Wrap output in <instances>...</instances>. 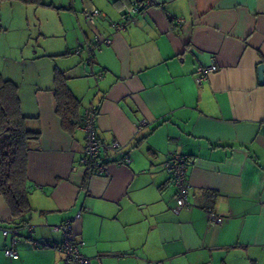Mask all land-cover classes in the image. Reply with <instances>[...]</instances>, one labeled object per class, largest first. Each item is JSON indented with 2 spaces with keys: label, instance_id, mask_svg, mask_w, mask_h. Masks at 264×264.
I'll use <instances>...</instances> for the list:
<instances>
[{
  "label": "crops",
  "instance_id": "crops-1",
  "mask_svg": "<svg viewBox=\"0 0 264 264\" xmlns=\"http://www.w3.org/2000/svg\"><path fill=\"white\" fill-rule=\"evenodd\" d=\"M133 1L140 0L27 6L36 8L37 21L47 8L64 12L67 39L58 52L56 45L40 56L22 52V61L14 55L23 44L9 50L3 40L18 18L4 17L7 1L0 4V75L18 86L21 113L32 119L27 128L39 133L27 152L29 223L7 224L0 197V264H60V235L51 228L68 221L81 254L100 264H264V85L257 73L264 64V0H150L133 22L113 30ZM92 9L101 13L94 25L84 18ZM51 26L40 24L39 36L52 38ZM212 65L217 70L197 86L196 69ZM56 72L79 103L66 127L56 114ZM91 104L98 106L106 166L94 175L80 167L81 116ZM113 142L119 151H110ZM177 152L191 161L190 208L175 214L162 165ZM124 154L129 164L119 163ZM209 213L221 222L211 225ZM13 227L16 260L5 257L12 240L1 234Z\"/></svg>",
  "mask_w": 264,
  "mask_h": 264
},
{
  "label": "built area",
  "instance_id": "built-area-1",
  "mask_svg": "<svg viewBox=\"0 0 264 264\" xmlns=\"http://www.w3.org/2000/svg\"><path fill=\"white\" fill-rule=\"evenodd\" d=\"M152 5L150 0L133 1L129 10L125 13V17L121 22L112 23L111 28L115 31L123 29L128 23L133 22L134 18L138 14H142L148 7ZM101 17V13L96 10L84 11V18L87 23L94 25L97 19ZM95 44L109 45L111 41L109 39L100 41L96 39ZM94 47L88 46L86 48L87 59L93 57ZM217 67L212 65L210 67H198L195 72V84L200 86L205 77L214 71ZM98 115V106L91 104L84 108L81 116V127L84 132V146L82 149V155L80 159V167L86 170L89 175L103 174L106 170L103 162L100 159L101 145L97 139L96 119ZM143 124L139 125L142 126ZM110 151L117 152L120 150L118 143L113 142L109 145ZM129 155L124 154L120 160V164H129ZM191 161L188 157L182 153L171 154L169 160L162 165L164 171L170 174L172 186L174 188V201L175 207L173 212L178 214L182 209H189V196L190 186L187 182V170ZM210 224H219L221 218L213 213H209ZM25 229L30 234L32 228L26 226ZM53 233L60 235V242L57 250L61 256L60 264H100L98 259L92 260L81 254L80 248L83 246L81 241H78L73 233V226L71 222H65L60 226H54L51 228ZM1 234L3 237H11V245L4 248L5 257L16 260L18 255L14 250L17 236L19 235V228H7L2 229Z\"/></svg>",
  "mask_w": 264,
  "mask_h": 264
},
{
  "label": "trees",
  "instance_id": "trees-1",
  "mask_svg": "<svg viewBox=\"0 0 264 264\" xmlns=\"http://www.w3.org/2000/svg\"><path fill=\"white\" fill-rule=\"evenodd\" d=\"M24 6H43L41 0H0ZM56 114L66 127L75 116L78 101L70 94L66 79L56 72L53 80ZM32 120L23 116L18 86L0 75V197L9 213V225L29 223L32 209L29 204L31 185L27 179L28 144L39 139V133L27 128Z\"/></svg>",
  "mask_w": 264,
  "mask_h": 264
},
{
  "label": "rangeland",
  "instance_id": "rangeland-1",
  "mask_svg": "<svg viewBox=\"0 0 264 264\" xmlns=\"http://www.w3.org/2000/svg\"><path fill=\"white\" fill-rule=\"evenodd\" d=\"M47 0H44V2ZM2 2H0L1 4ZM5 3V2H3ZM5 5H8L7 9H4L2 14L4 17L11 15L13 12L18 18V22L14 24L11 29L7 30V34L3 37V40L7 42V44H10L9 50L11 49L12 43L17 46L22 43L23 47L17 49L16 54L14 55V60L16 61H22L20 60L22 56H20V53L24 52L25 55H33L37 56L36 54L34 55L33 52H37V54L40 56L43 54V50H45V47H50V45H56L55 49L58 52V50H61V47L64 44V40L67 39V16L64 14V12H60L58 10H53L47 8V15L46 18L42 19L41 21H37L35 19V14L34 12H31L32 9L36 8H30V10L27 8V6H23L19 3L16 2H6ZM11 7H17V8H11ZM42 9V8H41ZM8 19V18H7ZM51 24V29L53 30L52 33V38L50 37H43L44 35H40V32H38L40 29V24L45 25V24ZM63 27L64 29L59 31V27ZM5 38V39H4ZM57 58H54V64L58 68L61 69V67L64 65L63 62H60V60H56ZM11 65L16 64L19 65V63H12L13 61H9ZM31 61L26 62V65H24V72L26 75H30L32 73L31 70ZM53 65V63H52ZM54 66V65H53ZM29 71V72H28ZM41 73V71H40ZM25 75V76H26ZM24 91V89H23Z\"/></svg>",
  "mask_w": 264,
  "mask_h": 264
},
{
  "label": "water",
  "instance_id": "water-1",
  "mask_svg": "<svg viewBox=\"0 0 264 264\" xmlns=\"http://www.w3.org/2000/svg\"><path fill=\"white\" fill-rule=\"evenodd\" d=\"M259 85H264V64L257 67Z\"/></svg>",
  "mask_w": 264,
  "mask_h": 264
}]
</instances>
